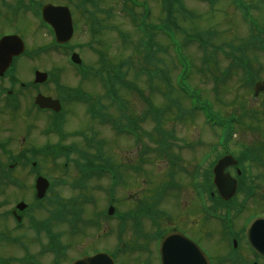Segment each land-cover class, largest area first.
<instances>
[{
	"label": "flooded vegetation",
	"instance_id": "flooded-vegetation-1",
	"mask_svg": "<svg viewBox=\"0 0 264 264\" xmlns=\"http://www.w3.org/2000/svg\"><path fill=\"white\" fill-rule=\"evenodd\" d=\"M2 16L0 15V18ZM4 35L0 33V39ZM50 66L53 69L56 68L57 72L49 73L47 81L42 84L33 82L32 71L27 65H23L19 58H14L11 68L3 77H0V196H4L7 191L5 188L7 187L6 176L8 172L6 167L8 142L16 143L13 150L17 151L14 154V159L18 160V163L19 161L29 160L32 152L34 157L48 152V156L52 160L60 154V152L56 153V146L58 145V150H61L63 145L50 142L39 147L32 142L34 133L39 128V122L36 120L39 115L36 113L31 114L28 111L21 112L20 108L22 106L19 105L21 102L26 101L29 102V108H35L31 105V102L39 94L53 99L61 98L58 90L63 86L61 82L70 81L71 67L67 62L62 61H56L55 64L52 63ZM255 69L260 76V80H264L263 58L260 59ZM22 76L26 77V82H24ZM263 103L264 95L261 93L260 104L257 105L256 109L258 115L255 136H250L247 139L237 138L236 144L239 147H231L228 154H233L236 159H238V156L239 163L230 165L225 169V173H229L236 179L238 177H241V179L244 177L255 178L258 187L256 200H239L238 195L227 202L221 199L214 200V202L206 204L208 206L207 214L202 213L201 215L199 194L196 193L199 189L197 185L199 161L196 158L199 148L196 146L199 145V142L197 139L192 140L191 152L184 153L182 151L179 155L181 162L177 164V168L179 170L180 166L181 170L186 172V176L180 177L176 183L168 184L167 178H163L159 185H148L145 187L146 192L143 201H136L133 195L131 200L130 197L128 198L127 223L123 226V229L126 233L128 230L130 245L134 251H138V256L144 259L145 264H162L160 257L157 256L156 242L159 243L168 235L176 233L183 234L197 243L208 255L211 264H264V257L250 248L244 229L246 217L250 214L254 213L255 217L264 218ZM43 112L48 114V118L55 116L51 111ZM15 118L21 120L19 128L21 140L20 137L15 139L14 135H9L13 128L8 127L10 123L8 121ZM21 134L23 135L21 136ZM235 148L240 150L236 152ZM226 154L220 156L216 162ZM60 157H62L61 154ZM54 166L56 167L52 164V167ZM136 166L137 164L133 163L132 168L135 169ZM146 166H151L150 161L143 164V167ZM32 171L34 173L30 171L28 174L25 169L21 168L19 172L20 180L28 182L29 177L34 175L37 170ZM128 182L129 187H134L132 175L129 176ZM208 187L214 189L213 184ZM212 195L215 197L214 193ZM33 204L34 209L30 211L25 209L27 212L24 210L16 213L17 216L21 217L20 222L10 224L4 221L1 223L0 221V247L1 242L6 239V235H10L15 244L13 255H9L12 258L10 264H54V213L49 210L48 217L41 219L47 222V226H44L40 231L34 227V223L38 219L32 216V213L38 211L39 206L37 203ZM216 212L221 215L219 219L214 216ZM244 214H247V216L245 217ZM82 215L84 221L80 223V227L85 237L83 243V245L85 244V250L74 259L103 251L111 253L109 250H105L101 243L104 220L100 214L98 212L88 214V211L84 210ZM23 218H27L26 225L22 224ZM114 218L111 219L112 224L107 225L105 231H111L117 235V239L114 240V244H116L121 232L119 220L121 218L120 216ZM68 222L69 219L66 218L65 223ZM67 225L69 226V223ZM15 231H20L16 237L11 235ZM100 243L101 245H99ZM0 255L4 256L1 252ZM187 261L190 262L191 260L188 259Z\"/></svg>",
	"mask_w": 264,
	"mask_h": 264
},
{
	"label": "rangeland",
	"instance_id": "rangeland-1",
	"mask_svg": "<svg viewBox=\"0 0 264 264\" xmlns=\"http://www.w3.org/2000/svg\"><path fill=\"white\" fill-rule=\"evenodd\" d=\"M109 1H111L112 3H110ZM134 0H130V1H126L127 3L132 4L131 2ZM139 2H141V4L143 2H145V4H143L144 7L149 8L151 10H149L148 12H150V16H151V23H153V18L159 17L162 15L163 20H166V18L168 17L167 15V11L166 13L162 14L161 10L159 8H157L159 6V0H138ZM214 1V0H211ZM211 1L209 0H183L182 2V7L181 9L177 8L176 10H173V18H172V23L171 24H176L180 29H185L184 32L180 33L177 31V33L175 34L173 30L168 29L167 31L165 28H163L165 35L167 37H165V35L162 32H154V41L155 42H161L165 45L166 42V49H165V75H166V80L164 83H162L163 85H160L159 87L161 89L164 90L165 94H166V100L163 98V95L161 93H159V91H157L156 89H153L154 86L156 88V84H157V79H154L152 83H150L152 85L151 88H149V84L147 82V77L145 74H143L142 76H137L135 74H137V66L139 62H137V57L139 56L138 50L137 48L132 45L131 47L128 48H124L123 47V39L119 42V40L116 37V33L117 31L115 30H111V31H104L103 33V38L101 40H103V45L106 46L110 45V47L107 50L106 46L105 48H102V50L106 53L107 55V62L114 66L115 64L118 63L119 60H125L127 58H129L130 56L133 57V61L135 64V69H133L131 72L134 73L133 75L135 77H137L133 83V85L136 87L135 90L139 91V92H143L146 91V93L150 94L151 100H152V105H154V107L159 108L161 110H164L163 114H164V120L166 119L167 122L164 125V128H166L168 132L171 133V135H173V137L175 138V142L173 143V145L177 148L181 147L182 150H187L189 148V145H187V143H190L188 139L193 140L196 139V137H201L203 138L205 141L207 142H213V141H217V137L220 134V130L215 128L213 129V131H211L208 127H210V125L208 123H206V120L204 118V116L201 113H197L198 116H196V120L194 121L195 124L191 125L192 123H190V121H187L185 124H181L179 123L177 120H175L176 114L174 113L175 110L174 109H168L166 110V106L165 105H170V103L175 102V100L179 97L178 93H180V90L183 89V87H186L185 85H187L188 91L191 92V94L195 97V99L197 100L198 95H199V90L197 88L194 87L197 86L200 91L202 92V96L206 97L207 99H209L211 101V99H213L215 96V88H218L220 86H224V88L221 90L223 91V93L219 90L221 96L218 97V99H221L222 101H224L225 103H227V105H221L218 103L214 104V112L221 114L222 116L225 114H231L230 111L231 109H235V111L237 112V110L240 108V106L242 105L241 100H243L244 105L246 110H249V106L250 105L247 101L248 99L250 100V98L252 97V93L250 92H246L244 94H239L241 95V98H235L236 96L239 95H235V93H241L243 92V90H241V87L238 85V79L240 78V76L238 75L237 78H233V76H231L229 78V81H227L225 84L224 83H220V84H215L213 81H202V76L199 74L198 71V67H199V63H200V59L203 56V52L201 50L198 51L197 46L195 45L194 42L197 43L198 37L200 35L201 32H212L213 34H216V39L222 41V42H227L229 44L234 43L235 46H240V44H242L244 42V40H246V38L249 37H253L255 34L259 33V32H264V0H217V4L215 7L211 6ZM37 2H50V0H37ZM63 2V1H60ZM148 3V4H147ZM105 9L107 8H113L119 12L120 11V5L117 4L116 2L113 3L112 0H105ZM182 8H185L186 10H188V12L186 13V11H182ZM136 15L138 17H140L144 11L141 9H136ZM118 14V13H117ZM186 14H187V18L186 19ZM0 15H3L2 12H0ZM6 15V14H5ZM153 15V18H152ZM158 15V16H157ZM24 16V17H23ZM117 16H119V19L117 20L119 22V24H121L122 21H124V19H122L121 14H118ZM24 19H23V18ZM22 17L20 18V21L17 23L16 21H14L11 24V21L7 20V24L8 26L4 27L2 30L4 32H11V31H16L18 29V31L21 32L22 36H25V39L28 42V46L31 49V52L33 50H43L46 47V44H42L41 43H45L47 36L46 30L45 32L40 29V28H36V22L37 19L33 18L32 15H27V14H23ZM115 18V17H114ZM81 19H78V24H80L79 22H81ZM115 22V23H114ZM154 22H158L157 20H155ZM116 20L112 21L111 24L116 25ZM27 27L28 29L24 28ZM121 26L124 28V25L121 24ZM1 32V30H0ZM139 31L137 29H135V40H138V38H141V34L138 33ZM246 32L249 34V37L246 35ZM88 30L85 29V27H80L79 30L77 31L76 39H75V43H82L83 41H86L88 39ZM49 38H47L48 40ZM194 41V42H192ZM213 41H215L213 39ZM119 42V44H118ZM216 43H219V41H215ZM237 42V43H235ZM205 46L208 48L213 47V44L211 45V43H206ZM81 52L83 54L84 57H86L87 63L88 65H95L97 67H100L101 65V60L100 62L98 61V57L95 56V54H93L91 51H89L86 48H82ZM149 53L150 56H152L153 58H159L161 56V54L159 55L158 53L155 52H147ZM43 53L39 54V61L37 63H27L26 65L29 67V69L31 70V68L34 66H38L41 67V69H45V68H49L50 66H45L44 62L45 59L43 60V58H46V60L48 61V57L50 53H47L48 55L42 56ZM145 53H143L144 56ZM261 53L258 54L257 52H255L254 54L249 53L248 56H260L261 57ZM54 56V55H52ZM142 59V57H141ZM217 59H219L217 57ZM26 60L24 59L22 61V64L25 62ZM63 62V60H61ZM49 62H52L55 64V61L50 60ZM57 62H60L59 60H57ZM228 62L223 61L220 65L221 70H224V67L226 66ZM57 65V64H56ZM155 66L159 67V64H155ZM198 66V67H197ZM181 68V70H180ZM131 73V74H132ZM131 74H129L130 76H132ZM23 77V76H22ZM23 79L25 80L26 77ZM186 79H188V81L186 82ZM72 86H75L78 84V80H73L72 81ZM91 85V84H89ZM93 86V85H92ZM96 88H94V90L90 89L87 86H83L85 87L86 90H91L93 93L95 94H99L100 92V87L94 85ZM227 87L230 88L229 91H227ZM151 89V90H150ZM189 92V93H190ZM102 94V93H101ZM136 94V95H135ZM125 96H127L128 100H132V98L136 101V105L139 104L141 106H144V104L139 101L138 95L137 93L132 92L131 94L128 95V92L125 93ZM234 98L236 99L235 101L239 104V105H233V107L230 108V103L232 102V100H234ZM245 98V99H242ZM241 99V100H240ZM182 104H186L187 106H189L190 108L194 105V101L193 100H181ZM177 102H180V98L177 99ZM104 103L106 104L107 102L104 101ZM252 105H254L253 103H251ZM75 106V105H74ZM212 108V105H211ZM256 108V106H255ZM76 109H80V113L77 114L75 112ZM145 109V107H141V108H137L136 109V113L137 115L143 110ZM221 109L222 112H220L219 110ZM237 109V110H236ZM69 111V115H68V120L71 121L70 125H68L67 130L71 131L73 129H79L80 123L83 122L85 124V126L88 127L91 126V123L88 122L83 116L84 114V107L79 106L77 108H71L70 106L67 107V109ZM112 109H109V112H111ZM140 111V112H139ZM166 114V115H165ZM243 113L241 112V115ZM218 115V114H216ZM44 116V115H43ZM219 116V115H218ZM218 118V117H217ZM40 119L42 120V122L39 123V128L38 131L36 130L35 132L37 133V135L34 134L33 139H36V141H32L34 143H39L38 145L42 144L45 141H49L52 138L51 136H44L42 134H40V131L42 128L45 127V123L47 122V119L44 117H40ZM185 119V118H184ZM257 118H250V119H245V124L248 123H253L256 124L257 123ZM187 120V118L185 119ZM217 120V119H215ZM10 125L13 130L9 132V135H14L16 138L20 137L19 136V128H20V122L15 118L14 120L9 121ZM90 123V124H89ZM95 125V124H94ZM8 126V127H9ZM84 126V127H85ZM153 127H154V122L152 121L151 117L149 121H146L145 124L143 125V129L145 131H147V133H151L153 132ZM95 130L99 132V138H101L104 142H105V148H106V152L107 153H118L117 155H115L113 157L114 161L117 162L119 160V157L122 158H128V155H132V154H137V150L136 147H134V138L132 137H128V136H117L115 135L110 127L107 126H96L95 125ZM247 132L246 134H241L242 136H245L244 139H247L251 136V133H248V130L250 129H246ZM240 132V131H239ZM239 132H238V136L239 137ZM23 134H21L22 136ZM42 136L40 139L39 137ZM196 136V137H195ZM144 137V136H143ZM188 138V139H187ZM32 139V140H33ZM21 140V137H20ZM38 140V141H37ZM53 140V139H51ZM146 140H148V138H146ZM236 140V139H235ZM151 147V142L147 141ZM218 146V145H217ZM204 145L201 146V152L205 151L204 150ZM236 152H238L240 149L239 148H235ZM222 149L220 146H218L217 148V152L221 153ZM42 163V162H41ZM157 163V164H156ZM153 164H155L156 166H160V163L153 160ZM152 164V167H153ZM148 169V167L146 168ZM44 174V173H43ZM45 175V174H44ZM127 183H128V179H126ZM95 183V182H94ZM104 188H109L110 185V181H102L100 182ZM10 190V194H14V195H9L8 194V199L11 200L12 202L15 201V197L18 196L17 192L10 189V187L8 188ZM119 191V201L120 203H122L123 206H120V208L123 211L128 210V206L126 205L128 203V198L131 200L132 197L130 195L131 194H127V192L124 191V189H122V187L118 188ZM130 191H131V187H129ZM9 192V191H8ZM58 193V192H57ZM59 195L61 194V196H63V198H70L74 195H76V193H74L73 191H71L70 189H65L60 191V193H58ZM89 196L91 197V199L93 201H95L96 205L99 207V209L105 207L106 203H107V194H105L103 192V190H99V189H95L94 191H92L91 193H89ZM21 197L27 199V201H33L34 196L31 193L30 190L26 191L24 194L21 195ZM79 202H82L81 199H79ZM13 203H11L12 205ZM94 206L92 204L89 205V208H93ZM102 211V210H101ZM245 215V214H244ZM243 215V216H244ZM247 216V214L245 215V217ZM10 223V222H9ZM111 235H108L106 237H103L102 242H104V245H108L113 239V237L109 238ZM77 241H85L84 238L78 237ZM101 242V243H102ZM101 243L99 245H101ZM81 246V245H79ZM76 250L72 249L70 251V255L71 256H75ZM122 260V259H121Z\"/></svg>",
	"mask_w": 264,
	"mask_h": 264
},
{
	"label": "water",
	"instance_id": "water-1",
	"mask_svg": "<svg viewBox=\"0 0 264 264\" xmlns=\"http://www.w3.org/2000/svg\"><path fill=\"white\" fill-rule=\"evenodd\" d=\"M71 34H72V24H71V22H63V24H61L59 26V29L57 31L58 41L64 42V41L69 40L70 37H71ZM249 232H250L249 234L251 236L250 238H251L252 244L254 246L257 245V240H256L255 234H254V233H256V225H253V227L251 229H249ZM87 262H89V260ZM80 263L81 262H79L78 264H80Z\"/></svg>",
	"mask_w": 264,
	"mask_h": 264
}]
</instances>
